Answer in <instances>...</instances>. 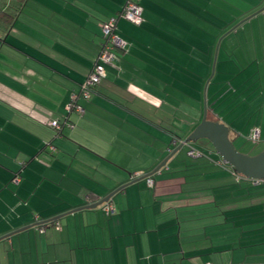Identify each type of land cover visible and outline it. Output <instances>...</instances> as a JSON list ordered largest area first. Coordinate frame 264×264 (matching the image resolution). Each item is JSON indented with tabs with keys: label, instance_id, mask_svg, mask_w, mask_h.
Listing matches in <instances>:
<instances>
[{
	"label": "crops",
	"instance_id": "1",
	"mask_svg": "<svg viewBox=\"0 0 264 264\" xmlns=\"http://www.w3.org/2000/svg\"><path fill=\"white\" fill-rule=\"evenodd\" d=\"M126 1L26 0L0 39V264H264V180L188 146L199 154L178 151L148 176L151 186L132 182L200 122V80L224 32L216 75L241 47L245 65L260 60L237 67L241 83H264V11L230 30L264 0H140V24L119 17ZM238 1L245 9L227 14ZM111 17L125 44L90 98L74 100ZM215 89L209 118L228 126L233 143L258 128L264 146V85L241 100L232 94L225 115ZM123 184L112 213L104 203L75 210Z\"/></svg>",
	"mask_w": 264,
	"mask_h": 264
},
{
	"label": "water",
	"instance_id": "2",
	"mask_svg": "<svg viewBox=\"0 0 264 264\" xmlns=\"http://www.w3.org/2000/svg\"><path fill=\"white\" fill-rule=\"evenodd\" d=\"M260 11H264V6H262L261 8L253 12L252 14L248 15L247 17L241 19L230 30L236 28L240 23H242L243 21H245L246 19L250 18L252 15H255L256 13ZM220 40H221V37L218 40L217 45H216L215 56H214V61L212 65V71H211V74L207 82L210 80V78L214 74L216 54L218 51ZM200 139L207 140L212 145L214 151L220 156V158L225 163L229 164L237 174L245 178H248V179L264 180V149H262L260 152L254 155H249V154L240 152L235 147L234 143L229 137L228 126L217 120L209 119L207 116V107H206V104L204 103L203 114H202L200 122L191 130V132L183 139V141L177 147H175L165 158H163L150 173L144 174L138 177L137 179L132 180V182L139 181L141 179H144L158 172L162 167L166 165L168 159L172 157L173 155H175L185 144H189L190 142H197ZM127 184H123L119 186L117 189L107 194L101 200L91 203V204H87L83 207H79L75 210H79L83 208H86V209L96 208L97 206L109 201L117 191L124 188ZM60 216L61 215H58V216H55L54 218H51L50 220H46L45 223L48 221L57 219Z\"/></svg>",
	"mask_w": 264,
	"mask_h": 264
},
{
	"label": "rangeland",
	"instance_id": "3",
	"mask_svg": "<svg viewBox=\"0 0 264 264\" xmlns=\"http://www.w3.org/2000/svg\"><path fill=\"white\" fill-rule=\"evenodd\" d=\"M235 3V2H234ZM243 5H244V7H243ZM237 6H238V8H234V6H232L231 7V9L230 10H227L228 12H227V14H229V15H235L236 13H238V11L239 12H241V11H243L244 9H245V7H246V2H244V3H242V2H237ZM233 8V9H232ZM227 17V18H226ZM222 19H224V21L225 22H227V21H229V19H232L231 17H228V15L227 16H224V17H222ZM224 34H226L225 32L222 34V35H224ZM221 35V36H222ZM220 36V37H221ZM230 36V37H229ZM234 35H232V33L231 34H229L228 35V37H226V39L224 40V42L222 43V44H230L231 43V39H233L232 37H233ZM220 37H219V39H220ZM218 39V40H219ZM218 42V41H217ZM220 44V43H219ZM216 45H217V43H216ZM221 48V47H220ZM222 49V48H221ZM215 50H216V46H215V49H214V56H215ZM240 53H239V52ZM238 51H236V53L234 54V56H233V61H232V64H231V66H230V69H229V67H228V70H227V72H226V74H225V77L223 78V77H221V75H216V70H218V69H216L217 68V61L220 59L219 58V55H218V60H216V62H215V66H214V74L212 75V77L210 78V82L208 81L207 82V80H208V78H207V80H206V78H205V80H200L202 83V96H203V99H202V102H203V108H204V103L206 104V107L208 108V106L209 105H211V102H212V96H213V89L215 88V86H216V94H218V96H219V99H220V102H219V104L218 105H221L222 104V106L224 107V110L222 109V115H225V113H226V111L229 109L230 110V108H231V106H229V104L231 103V102H229V101H231L232 99H233V97H231V95L233 94V95H236V98H239V100H241V99H243V98H247V96L246 95H248V94H250V93H253V92H256V93H258V94H260L261 93V89H262V85H264V83H262V80H259V81H257V83L254 81V79H255V77H252L251 75H250V77L249 76H246V77H244L243 78V80L245 81V82H242L241 83V81L242 80H240L239 79V77L241 78V76H239V74H238V70H237V67H244L243 68V71H245V72H247V70L249 69V70H252L254 67H256L257 66V62L258 61H260V60H254L255 62H253V63H250V65H245L243 62L244 61H246L245 59V50L244 49H242L241 47L240 48H238ZM241 54V55H240ZM244 54V55H243ZM261 56V55H260ZM262 57H264V56H262ZM214 61V60H213ZM236 63V64H235ZM247 63V62H246ZM213 65V64H212ZM232 69H234V71H236V72H233L232 71ZM230 70V71H229ZM211 71H212V69H210V72L208 73V76L207 77H209L210 76V74H211ZM242 71V72H243ZM192 72L193 73H195L194 72V70H192ZM241 72V73H242ZM257 77H258V79L260 78L261 79V75H260V73L259 74H257L256 75ZM206 77V76H205ZM248 77V78H247ZM197 78V77H196ZM249 78L251 79V80H249ZM198 80H199V78H197ZM226 80V81H225ZM248 80V81H247ZM241 85H240V84ZM205 84H206V86H205ZM262 84V85H261ZM255 86H257V89H256V91H254V90H252V88L253 87H255ZM206 87V88H205ZM217 96V97H218ZM232 98V99H231ZM235 99V98H234ZM258 99V98H257ZM256 99V101H258ZM208 101H210V104L208 103ZM245 101V100H244ZM236 102H238V104H239V101H236ZM259 102H260V106H262V98H260L259 97ZM214 103V102H213ZM237 104V103H236ZM202 108V109H203ZM219 108V107H218ZM202 112H203V110H202ZM233 112V111H232ZM201 116H202V114H201ZM200 116V117H201ZM230 117H231V115H230ZM226 120H227V118H225ZM193 123L195 122V120H194V118H193ZM198 121V120H197ZM228 121V120H227ZM223 123V122H222ZM191 144V145H190ZM199 144H205L207 147H201ZM234 145H235V147L240 151V152H242V153H246V154H249V155H254V154H256V153H258V152H260L262 149H264V148H262V147H264V146H262V144H259V143H253V142H251V141H249V140H245V139H242L241 140V142L240 141H235L234 142ZM188 146H193V147H195V146H198L199 148H203V151H201L200 149V151H201V153L202 154H207L208 153V149H210V150H212V151H214V149H213V147H212V145L207 141V140H205V139H200V140H198L197 142H190L189 144H185L180 150H179V154H180V156L181 157H184V159L185 160H189L190 159V156H188L187 155V152H186V150L188 149ZM196 148V147H195Z\"/></svg>",
	"mask_w": 264,
	"mask_h": 264
},
{
	"label": "built area",
	"instance_id": "4",
	"mask_svg": "<svg viewBox=\"0 0 264 264\" xmlns=\"http://www.w3.org/2000/svg\"><path fill=\"white\" fill-rule=\"evenodd\" d=\"M142 12L143 6L140 3V0H127L125 5L123 6L119 17H122L134 24H140L142 22ZM116 17H111L108 20L102 22L101 30L104 36V42L101 45V49L97 55L96 61L88 74L85 80L81 83L78 94L73 96V99L76 100L78 98L88 100L91 96L93 88L105 77V65L111 64L114 58L113 50L115 48H121L124 46L125 41L117 34L116 32ZM75 108L82 112L83 109L79 105H75ZM51 125L53 127L59 128V123L57 120H52ZM249 140L253 143L258 142L259 140V129L254 128L251 131L249 136ZM188 155H198V150L195 148H191L187 152ZM241 176V175H239ZM17 180V177L13 178ZM255 183H259L262 180H253ZM146 182L149 186L152 185L153 180L150 177H146ZM105 214H110L114 211V206L111 201H107L104 203L103 207Z\"/></svg>",
	"mask_w": 264,
	"mask_h": 264
},
{
	"label": "trees",
	"instance_id": "5",
	"mask_svg": "<svg viewBox=\"0 0 264 264\" xmlns=\"http://www.w3.org/2000/svg\"><path fill=\"white\" fill-rule=\"evenodd\" d=\"M25 1L26 0H0V39L3 38L9 27L16 20ZM96 86L93 88V90L96 88Z\"/></svg>",
	"mask_w": 264,
	"mask_h": 264
}]
</instances>
